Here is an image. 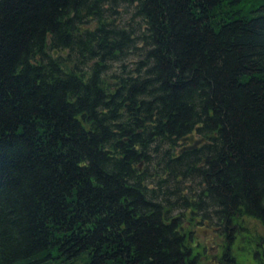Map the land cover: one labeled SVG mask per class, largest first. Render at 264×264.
Instances as JSON below:
<instances>
[{"label": "trees", "instance_id": "obj_1", "mask_svg": "<svg viewBox=\"0 0 264 264\" xmlns=\"http://www.w3.org/2000/svg\"><path fill=\"white\" fill-rule=\"evenodd\" d=\"M184 212L264 227V0H0V264H198Z\"/></svg>", "mask_w": 264, "mask_h": 264}, {"label": "rangeland", "instance_id": "obj_2", "mask_svg": "<svg viewBox=\"0 0 264 264\" xmlns=\"http://www.w3.org/2000/svg\"><path fill=\"white\" fill-rule=\"evenodd\" d=\"M128 16L121 14L123 21ZM133 27L135 28L134 24ZM64 55L65 53L62 54V56ZM115 66V63L111 64V68ZM189 218L188 212H184L182 226L189 228L191 232V245L193 252L197 255L198 264H217L216 261L219 260L225 244V239L220 234V230L209 223L197 224L198 222H195L188 225ZM238 223V226L233 225L235 231H233L234 237L230 244V253L233 255L236 264H259L254 259V254L258 249L259 240L264 241V227L257 220L245 216L240 217ZM212 259H215V262Z\"/></svg>", "mask_w": 264, "mask_h": 264}, {"label": "water", "instance_id": "obj_3", "mask_svg": "<svg viewBox=\"0 0 264 264\" xmlns=\"http://www.w3.org/2000/svg\"><path fill=\"white\" fill-rule=\"evenodd\" d=\"M62 54H64V52ZM179 143L183 144V146L178 150V152L180 153L182 151L195 149L196 147L204 144L205 139L204 138H196L195 135L193 133H191L187 136L180 138Z\"/></svg>", "mask_w": 264, "mask_h": 264}, {"label": "flooded vegetation", "instance_id": "obj_4", "mask_svg": "<svg viewBox=\"0 0 264 264\" xmlns=\"http://www.w3.org/2000/svg\"><path fill=\"white\" fill-rule=\"evenodd\" d=\"M182 145H183V144H182ZM233 227H234V226H233ZM212 261H214V262H215V259H212ZM216 263H217V264H220V261H219V260H217V261H216Z\"/></svg>", "mask_w": 264, "mask_h": 264}]
</instances>
